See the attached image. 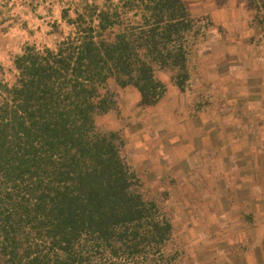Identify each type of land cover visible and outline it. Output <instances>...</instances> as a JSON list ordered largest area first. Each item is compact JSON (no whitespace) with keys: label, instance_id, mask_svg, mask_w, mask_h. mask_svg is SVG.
<instances>
[{"label":"trees","instance_id":"obj_1","mask_svg":"<svg viewBox=\"0 0 264 264\" xmlns=\"http://www.w3.org/2000/svg\"><path fill=\"white\" fill-rule=\"evenodd\" d=\"M55 2L0 0V24ZM68 12L54 48L26 45L12 83L0 69V264H179L166 193L97 119L116 109L110 79L142 108L164 96L158 73L186 90L205 27L183 0H80Z\"/></svg>","mask_w":264,"mask_h":264},{"label":"rangeland","instance_id":"obj_2","mask_svg":"<svg viewBox=\"0 0 264 264\" xmlns=\"http://www.w3.org/2000/svg\"><path fill=\"white\" fill-rule=\"evenodd\" d=\"M78 1L80 0H56L52 5L46 4V8L40 7L37 13H30L29 9L24 13V8L20 6L6 13L9 15L8 20L0 24V69L5 81H14V74L9 72L11 62L26 45L35 46L39 50L43 47L54 48L58 41L69 33L70 28L61 19V10L68 8V14L73 17L72 9ZM96 1L101 3V0ZM235 1H247L251 7H256L258 18L264 22V0ZM183 2L190 15L205 27V36L198 42L200 46L210 31V17L205 13L192 14V6H197L196 0ZM38 13L41 16H37ZM54 22L56 27L52 25ZM157 78L162 82L166 79L160 73ZM170 83L168 81L164 84L165 88ZM192 84L193 82L189 83L184 95H179L175 105L170 94L161 104L142 108L138 105L139 96L135 90L120 89L115 81L110 79L108 87L118 93L116 109L98 118L97 124L118 131L124 141L127 163L141 174L142 180L153 192L166 193L165 203L161 202L168 211L180 244L182 254L179 256V264H264L263 218L258 217L257 222L251 226L252 232L248 234L251 236L248 238L254 240L251 250L242 248L246 243V233H242L241 227L235 222L239 218L228 219L223 214L227 210L226 204L229 203L235 208V185L242 184L241 188H246L247 184L253 183L257 198L263 200L264 191L260 189H264V132L261 134L262 130L252 125L254 122L234 131V134L241 138L243 135L258 137L256 146L248 140L244 141L245 144L240 142V147L247 153L253 154L256 151L253 165L251 163L252 174L248 173L242 177H234L229 169L221 171L219 167L217 170L213 169L212 174H208L210 171L205 168V161L203 165L192 168L187 175H181L173 169L171 161H165L164 155H161L158 141L161 139L166 144L167 137L174 135L175 129H181L184 121L182 119L199 113L200 108L208 102L205 94L196 98L195 93L191 91ZM195 98L199 100L196 104L193 102ZM187 101L190 114L184 109L187 108L184 106ZM177 124H180V127L176 126ZM248 158V161H251L252 158ZM250 171L249 167L248 172ZM213 177L218 179L213 181ZM226 188L229 192L225 191ZM251 218L253 219L252 216ZM250 252L257 254V259L260 260L255 262L254 256L248 254Z\"/></svg>","mask_w":264,"mask_h":264},{"label":"crops","instance_id":"obj_3","mask_svg":"<svg viewBox=\"0 0 264 264\" xmlns=\"http://www.w3.org/2000/svg\"><path fill=\"white\" fill-rule=\"evenodd\" d=\"M196 1L192 14H207L211 27L206 40L198 47V74L191 91L196 98L205 94L208 102L199 113L182 119L181 129H175L174 135L167 137L166 144L160 139L159 150L164 160L171 161L173 169L181 175H187L192 168L203 165L205 161V168L210 171L208 174L220 168L221 171L229 169L234 177H242L252 174L256 151L247 153L240 147V142L245 144L244 141L248 140L256 146L258 137L243 135L241 138L234 131L254 122L252 125L260 128L261 134L264 132V22L258 18L257 8L251 7L245 0L244 3L235 0ZM160 74L166 78L164 83L160 80L163 84L170 83V73ZM185 91L170 83L159 103L171 94L175 105L179 95H184ZM196 98L193 101L195 104L199 102ZM184 106L189 112L188 101ZM180 124L176 126L180 127ZM260 141L263 140L260 138ZM248 156L251 161H248ZM217 179L213 177L212 180ZM235 186L237 200L234 206L239 210L236 211L228 203L223 214L228 219L239 218L235 222L242 233H246V243L242 248L253 250L254 240L248 238L251 237L248 234L258 217L264 220V198L262 201L257 198L253 183L247 184L246 188H241L242 184ZM260 190L264 191L263 188ZM248 254L254 256L255 262L260 260L257 254Z\"/></svg>","mask_w":264,"mask_h":264}]
</instances>
